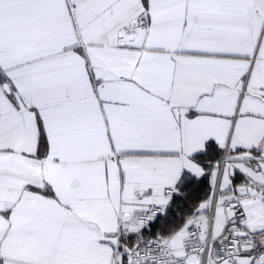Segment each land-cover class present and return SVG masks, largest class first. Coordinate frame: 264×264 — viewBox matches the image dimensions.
Instances as JSON below:
<instances>
[{
	"label": "snow or ice",
	"instance_id": "6c2138e0",
	"mask_svg": "<svg viewBox=\"0 0 264 264\" xmlns=\"http://www.w3.org/2000/svg\"><path fill=\"white\" fill-rule=\"evenodd\" d=\"M0 264H264V0H0Z\"/></svg>",
	"mask_w": 264,
	"mask_h": 264
}]
</instances>
